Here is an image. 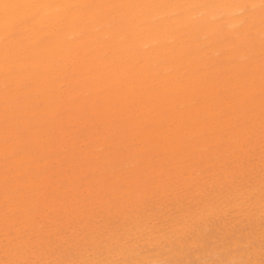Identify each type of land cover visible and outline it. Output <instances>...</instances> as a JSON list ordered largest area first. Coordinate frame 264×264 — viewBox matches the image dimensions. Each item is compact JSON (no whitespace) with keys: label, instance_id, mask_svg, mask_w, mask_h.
<instances>
[{"label":"bare ground","instance_id":"1","mask_svg":"<svg viewBox=\"0 0 264 264\" xmlns=\"http://www.w3.org/2000/svg\"><path fill=\"white\" fill-rule=\"evenodd\" d=\"M0 85V264H178L207 216H264L231 180L264 146V0H0Z\"/></svg>","mask_w":264,"mask_h":264},{"label":"rangeland","instance_id":"2","mask_svg":"<svg viewBox=\"0 0 264 264\" xmlns=\"http://www.w3.org/2000/svg\"><path fill=\"white\" fill-rule=\"evenodd\" d=\"M0 87H1V85H0ZM66 114H67L66 111H64L63 115H66ZM77 128H79V126ZM80 134L82 135L81 138L83 139V131H81ZM117 140L119 141V139H117ZM117 140L115 142H117ZM80 142H79V144H81V146H82L81 148H84L85 145L83 146L82 145L83 142L82 141H80ZM92 144H94V143H91L89 146H91ZM107 148L108 149H112L111 146H107ZM262 148H264V146L260 147L259 149H256L258 152L255 150V152L252 153V155H254V156L251 155L250 159L248 160L249 162L246 165H244L243 171L241 170L242 169L241 167H236L235 166L236 167L235 168L236 171L233 173L235 178H234L233 175H231V177L233 178L231 180L234 181V182H232L230 180V176H229V180L233 184L238 182L239 185L244 184V186H249L248 185L249 182L250 183L253 182V181L257 182V180L255 179V177L252 174V173L255 174V172H256V174H258L257 175L258 179L261 178L260 181H262V182H260V183H263V181H264L263 180L264 179V177H263L264 176L263 175L264 174V165H262V164L264 162H263L262 155L264 154V151H263ZM123 151L125 152L126 150L123 149ZM154 159H155V156H154ZM250 164H252V166H254V169H253V167ZM247 165L248 166L250 165L252 169L250 168V166L248 167ZM258 166H260V168H259L260 170L258 168H256ZM246 168H247V170H246ZM250 169H251V171H253L251 174H249L250 173ZM255 170H257V171H255ZM262 170H263V172H262ZM241 171L243 173H241ZM237 172L241 173V174H238ZM242 174H244V177H243ZM247 176H250V178H248ZM207 177L210 178V176H207ZM252 178H254V179H252ZM246 179H247V181H249L248 183H247ZM222 180H224V178H222ZM257 183H259V181ZM227 185H229V182H227V184L225 186H227ZM184 188L185 187L182 186L181 190H185ZM223 189L224 188L222 187V190ZM156 196H157V198H155ZM151 197L146 198L144 200V202H143L145 204L144 206H145L146 210H149V212L151 214L158 215L159 212H160V208L159 207H160V205L163 204V202H161V201L165 200V197H160L158 195H152ZM159 199H162V200H159ZM168 202H170V201L168 200L167 203ZM156 204H158V205H156ZM157 208H159V209H157ZM227 208L228 209L226 210L227 212L225 214H224L225 211L223 213H222V211H220V212H218V214H212L210 216H207L204 219V221L201 223L203 226L200 225V224H194V227L191 228L192 231H190L189 234L194 235V236L196 235V237H198L200 239V241L202 243V246L197 247L195 250L190 249V251H193V253L191 252L190 255L188 256V258L187 257L185 258L184 256H182L181 258H178L177 261H176V262H179L178 264H223V261L225 262L224 264H229L230 262L228 261L229 260L228 256L230 254H232L233 251L238 253V254H240L242 256V259H241L242 260V264H255V263L256 264H264V235L262 236L261 235L262 233H260L264 229V228L262 229V226L264 225V220H263L264 216L260 218V221L258 222V224L256 222V221H258L256 218L247 220L243 216L241 218L242 220L238 221V219H237V220H234V221H230V220L233 219L231 217L235 213L234 212L235 209H234V207H232V208L231 207H227ZM152 211H155V212H152ZM229 214H231V215H229ZM122 216H123V213L119 214V216H117L118 220L122 221L123 220V219H121V218H123ZM108 221L109 222H111V221L113 222L114 220H110L109 219ZM232 223H234L236 226L234 224H232ZM72 224H74L75 227H79V225H78V223L76 221L72 222ZM72 224L69 227H67V228L66 227L62 228V231L64 230V232H66V230H67L66 234H69V230L73 227ZM115 224H117V223L115 222ZM205 224H206L207 227L205 226ZM195 225H196V227H195ZM216 225H218V226H216ZM199 226L201 228L203 227L202 229H203L204 233H206V234L202 233L200 235V234L197 233V231H196L197 229L201 230V228ZM1 227L2 226L0 225V228ZM48 228H50V227L48 226ZM249 229L251 231H249ZM0 231H2V230H0ZM237 233H239V234H237ZM56 234L58 235V230H56L54 232V234H53V241H54L53 246L58 245L60 243V241H61V240L58 239L59 236H57ZM62 234H59V235H62ZM247 234L249 235V237H247ZM2 235H4V234L2 232H0V240L5 237V236H2ZM211 237L214 238V239H211ZM252 237H253V239H252ZM68 238L72 239L71 235H69ZM247 239L248 240L252 239V241H250L251 243L248 244V240ZM58 240H59V242H57ZM234 241H238L237 244L234 245L233 244ZM6 242H7V240H4V241L0 242V246L2 245V247H0V256L3 255V260H5V256H4L5 254H4L3 249L6 248L5 246H3L4 245L3 243H6ZM217 243H221V244L217 245ZM63 245H65V248H67L66 243L63 242L62 245L59 246V248L61 249L62 252L64 250H66V249H64ZM232 245H234V246H232ZM259 245H261V246H259ZM236 246H238V248H235ZM247 246L250 247L249 250H248ZM214 248H216V249H214ZM247 250L249 252L248 253L249 260L247 259V261H243L247 257L246 256ZM196 253H198V254H196ZM204 259H205V261H204ZM220 259H221V262L219 261Z\"/></svg>","mask_w":264,"mask_h":264}]
</instances>
